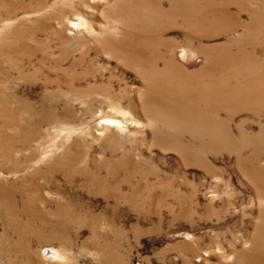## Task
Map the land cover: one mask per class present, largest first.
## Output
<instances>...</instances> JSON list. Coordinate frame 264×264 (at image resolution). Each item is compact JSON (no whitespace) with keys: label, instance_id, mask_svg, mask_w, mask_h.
<instances>
[{"label":"rangeland","instance_id":"rangeland-1","mask_svg":"<svg viewBox=\"0 0 264 264\" xmlns=\"http://www.w3.org/2000/svg\"><path fill=\"white\" fill-rule=\"evenodd\" d=\"M230 1L187 0L189 25L172 26L145 0H0V102L10 112L0 119L21 125L4 132L0 121V191L18 190L16 215H4L0 201V264H27L25 247L36 264L247 263L264 212L255 179L223 143L211 150L152 122L150 89L156 95L162 75H147L123 43L131 33L141 45L143 27L160 33L151 64L164 71L170 59L190 76L181 89L193 84L206 92L219 89L196 71L205 69V53H214L227 68L225 80L214 78L225 95L196 106L257 135L264 96L251 92L264 89V53H249L238 39L264 42V4L252 1L251 12L241 14L247 29L229 39L222 28L237 14ZM214 8L227 14L201 12ZM236 48L249 59L232 54ZM159 84L172 87L169 79ZM234 84L254 108L234 96Z\"/></svg>","mask_w":264,"mask_h":264},{"label":"bare ground","instance_id":"bare-ground-1","mask_svg":"<svg viewBox=\"0 0 264 264\" xmlns=\"http://www.w3.org/2000/svg\"><path fill=\"white\" fill-rule=\"evenodd\" d=\"M252 1L254 0H231L230 5L237 11V14L232 13L231 18H227V22L224 24L222 28V34L225 36H229V39L235 38L238 39L241 36L238 34V29H243L244 31L247 29L248 24L243 23L242 15L243 12H251L252 10ZM146 4L151 6L156 12L164 16H170L169 25L175 26L177 20L183 21V25H189L187 11L184 6L188 8L187 0H183V3H179V0H145ZM264 4V0L262 1ZM166 4L167 8L164 9L163 5ZM263 7L257 8V10ZM213 10L208 11H201L202 13H214L219 11L220 13L227 14V10L222 8L220 10ZM190 11V10H189ZM215 14V13H214ZM216 15V14H215ZM230 16V13H229ZM189 27V26H186ZM218 35L222 36L221 33ZM160 33H156L153 30L143 27L140 30V37L143 40V43L140 45L136 42L134 36L130 33L127 40H124L123 43L127 45V48L134 53L136 56V60L141 64L144 68L145 73L150 75L152 70L158 72V74L162 75L159 76V82L164 79H169L172 87L168 89L166 87H162L159 82L154 87V95L151 92V98L153 99L152 109L148 110L150 116H154L152 122L155 121V124H159L166 129V134H170L169 132L178 131V134H185L189 135L192 139L193 143L198 142V146H207L211 150L217 147L220 144H224L227 147V150L231 151L232 157L235 160V165H237L244 175H250L255 179L254 181V189L258 192L261 197H264V185L260 184L257 179H264V163L260 164V160L263 159L264 153L259 150L260 146L264 142V126H261L259 131L260 133L251 134L250 137L245 133L243 126L238 125L233 129L228 128L225 123L214 117V112H212L211 108H205L203 105L196 106L197 104H206L209 101L216 100L217 96L222 93L225 95V87L221 88L217 81L214 79L219 77L220 79H224V71L227 70L223 66H221V62H218L217 56L214 53L212 56H208L209 53H205L204 59V67L203 71L198 70L196 73H200L204 79H210L211 83L214 87L218 88L219 90H212L210 92H206V88H199L193 84L188 85L184 88H180L183 84L184 80L190 81L188 77V73H181L178 68H176V64H173L172 61L169 59L166 68H163L164 71L161 69L158 71L155 65L151 64L147 57L152 58L154 55V48L151 45L152 40L154 38L156 40H160L161 37ZM154 37V38H153ZM240 40L251 52L254 54L262 50L264 53V42H259L258 40ZM136 44V45H135ZM139 45V46H138ZM235 45L238 46L239 43L235 42ZM128 51V50H127ZM241 51V55L240 52ZM247 51L245 49L236 48L234 49L235 56H238L242 60H248L249 57L244 53ZM130 53V52H129ZM227 55V52L225 53ZM216 58V59H215ZM228 58V55H227ZM160 59V56H158ZM224 59V57H223ZM236 59V58H235ZM217 60V62H216ZM237 61V59H236ZM260 60L255 56V62H259ZM261 61L264 62V55L261 58ZM137 63V64H139ZM225 62L223 61L222 64ZM262 64V63H261ZM182 70V69H181ZM169 75V78H164L166 76L165 73ZM151 79L152 77L149 76ZM245 83L252 84L249 79H245ZM262 85H264V76L260 79ZM176 88L181 90L180 93L176 92ZM236 93L234 96H238L239 101L245 105L248 110H251L255 107L254 102L250 103L245 98V93L242 89L237 85L234 84L231 86ZM247 94V93H246ZM253 97L256 96H264V89H254L251 92ZM181 100V101H180ZM21 113L24 112L26 114V102H21ZM0 114L3 113H10L5 108V103L3 101L0 102ZM258 112L264 114L263 111L257 109ZM147 114V113H146ZM156 115L158 118H156ZM251 115L254 119H259V115L252 110ZM25 117V115H23ZM151 118V117H150ZM2 126L4 128V132L7 130H14L15 132H19L20 122L15 121L12 123L9 119L1 120ZM157 132V131H156ZM160 137H158V136ZM158 132L154 134L156 139H160L162 142L163 139ZM245 135V136H244ZM4 137V136H0ZM25 143V141H24ZM165 143H168L165 140ZM177 151L180 153L182 158L185 160H190L191 154L187 153V150L184 146L180 144V142L176 145ZM246 148L250 149L248 154L243 156V151ZM262 149V148H261ZM196 157V156H195ZM240 171V172H241ZM35 180H39V175L34 176ZM18 193V190L15 187H7L3 185L0 191V201L4 209V215L8 213V215H16L15 209V202H14V195ZM15 225V222H13ZM259 230L253 236L252 242V249L249 257H247L246 264H264V212L262 211L259 216L258 222ZM13 225V226H14ZM24 236L19 237V244L17 245L19 248H24L26 245V241H23ZM27 250L25 247V260L27 264H36L35 255L30 256L29 253L27 255ZM53 254V253H51ZM244 260V259H243ZM245 262V261H244ZM240 264H242L240 262ZM245 264V263H244Z\"/></svg>","mask_w":264,"mask_h":264}]
</instances>
